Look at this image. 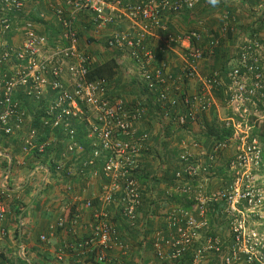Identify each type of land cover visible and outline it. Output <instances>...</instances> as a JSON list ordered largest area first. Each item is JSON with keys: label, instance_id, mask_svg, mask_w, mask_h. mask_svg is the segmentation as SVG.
Segmentation results:
<instances>
[{"label": "built area", "instance_id": "1", "mask_svg": "<svg viewBox=\"0 0 264 264\" xmlns=\"http://www.w3.org/2000/svg\"><path fill=\"white\" fill-rule=\"evenodd\" d=\"M30 1L0 0V37H4L11 27L8 12H17ZM196 3V0H146L140 4L124 5L120 0H60L49 8L60 29L55 46L49 44L42 29L35 30L28 23L22 29L17 45L12 42L8 46L5 41L0 44V69L11 67L8 72L0 73V135L20 137L21 152L26 156L33 155L34 151L36 155H43L48 143H37L39 132L45 129L51 132L61 130L60 135L69 140L66 152L72 155L74 150L76 153L83 150L74 141L75 130L71 127L76 122H85L87 137L92 142V155L87 157L89 159L85 165H91L92 158H102L104 161L101 170L91 176L102 181L97 194L83 203L82 210H69L67 216H60L50 226L51 233L59 230L73 238L72 242L62 246L58 260L65 255H73L82 264L88 263V260L94 264H109L111 252L125 254L128 246L121 239L111 210L117 209L133 227L141 207L140 186L131 173L148 141L147 135L138 134L137 127L145 110L138 106L128 107L120 99L111 97L110 83L105 79H88L93 62L85 49L100 39L103 49L104 45L107 50H126L131 60L145 58L147 63L152 61L154 64L155 55L146 49V40H159V34L167 29L163 19L169 14L177 15L184 7L192 9ZM116 22L127 23V31H111L109 28ZM200 30L175 38L169 35L160 40V51L170 49V43L174 42L181 50L180 74L175 75L164 59L161 60V68L148 70L151 72L147 74L148 91L155 97L154 104L165 127L169 124V127L179 128L186 123L197 122V116L213 105L214 91L224 85L222 78L215 73L200 78L196 72L204 56L209 57L217 47L216 40L209 41L207 53L197 47L206 34L203 29ZM81 37L85 39L84 44ZM254 44L243 48L237 64L226 76L229 81L225 87L227 101L239 118H242L240 109L245 101L256 95L264 97V75L249 63L254 56ZM240 66L245 70L243 74H240ZM251 75L254 82L247 89L245 80ZM184 80H196L200 89L188 94L181 88ZM18 96L39 105L47 103L39 129L33 126V118L21 107ZM240 124L232 121V136L218 144L215 150L234 149L237 166L242 171L241 177H235L236 181L226 192L224 189L207 198L196 188L191 195L196 204L195 214L173 210L167 215L168 236L158 232L153 238V246L160 260L168 264L181 263L184 255L191 250L187 264H202L209 255L220 256V264H264V242L256 233H247L246 227L250 215L264 202L261 190L251 188L246 183L254 167L261 163L260 152L256 140L250 139L248 132L241 131ZM64 169V164L59 163L53 167V172L61 176ZM83 173L78 172L79 175ZM67 176L71 179L75 173L67 170L63 179ZM6 181L7 177L0 187V238L7 235L2 228L8 212L6 204L2 202L8 197ZM187 185L178 186L181 188L178 191L188 194L192 188ZM72 186L69 183L65 188L71 192ZM209 204L212 207L221 205L217 210L218 216L227 220L230 240L225 246L218 236L204 233L208 223L203 215L209 209ZM85 211L90 215L83 225L82 212ZM80 230L86 235L79 237ZM39 240L46 242L47 238L41 235ZM199 240L200 243L197 242Z\"/></svg>", "mask_w": 264, "mask_h": 264}, {"label": "crops", "instance_id": "2", "mask_svg": "<svg viewBox=\"0 0 264 264\" xmlns=\"http://www.w3.org/2000/svg\"><path fill=\"white\" fill-rule=\"evenodd\" d=\"M59 1L60 0H39L40 4H36L35 8L34 6H31L29 8L30 10H25L26 14L29 13L27 11L36 12L37 15L39 14L40 16H46V20L48 19L50 21L49 23H52L51 21L53 20V14L49 8L50 5L52 6L54 2L59 3ZM238 1L239 2L236 4V6L232 7V9L230 10H228L223 3H221L220 6L214 10H210L209 7L207 8V4H202V7H200L199 5V8H202L200 18L204 22L208 21L209 23H207L209 26H211L212 24L214 25L211 28L206 29V23H203L202 27L200 26V29L210 31L212 29L218 28L224 30L227 24L225 22L222 23L223 21H221V19H223L225 15L227 17H234L233 20H235L234 15H236L237 18H239L241 15L239 14V12H242L241 8L244 5L245 0ZM206 8L207 10H210V13L205 14L204 9ZM195 16L197 15L195 14ZM238 22L240 23V21ZM174 23H176V21H173L172 24L174 25ZM13 24L15 26L14 22ZM197 24V22H194L191 26L194 28V26H197ZM53 25L57 26L56 21L53 23ZM183 25L184 24L182 23L180 25V28H184ZM203 25L206 28H204ZM252 26L253 27L250 28L249 25L248 28H250V30H252L253 32L258 30L255 25ZM171 27L172 31L175 32L176 30L173 29L174 26L171 25ZM42 29L43 31H45V28ZM17 32L18 30H14L13 28L8 33L9 42H13L14 44L18 43L19 35ZM20 33L22 34L21 31ZM3 39H5V37H0V43L3 42ZM81 39V43L84 44V37H81ZM152 40V45L154 47L157 45L155 41H157V43L160 41L153 38ZM259 41L262 48V54L260 55V57L259 55H257L256 58L258 60V63H260L262 66V64H264V37L261 36ZM232 43L233 40L227 41L224 42V45L222 46V50L225 53L223 56L224 61L227 59V57L231 53V50L233 49L234 45H232ZM83 44H81L82 48H84ZM88 51H90L88 52V54L97 51V54H102V59L103 57H106L103 54L104 51L100 45H98L95 49H90ZM113 51L114 54H112ZM107 52L108 55H113V57L117 58L119 69H121V63L125 59V57L120 54L121 51L107 50ZM118 54H120V56H117ZM230 64H235V61H230ZM208 67H210V63H208V60L206 58L202 62V65L199 64L198 72L200 76L203 77L208 74L205 73ZM176 70L178 69H173V71ZM116 78H119V73L118 77ZM124 82L125 80L122 79L121 83ZM192 83H195V81ZM110 91H114V87L112 88V90L110 89ZM23 98L24 97H22V99L18 98V100L19 102H21V106L24 107ZM215 102V110L213 109L211 112L205 114L203 117V121H200L197 126L193 125V127L188 128L186 131L177 130L175 133L172 132L174 137L171 139H169L170 137H168L170 136V132H168V129L165 128L164 130V128L159 127L161 131L159 130L158 136H156V138L152 140L150 139V145H147L148 148L147 146H145V149L143 150V152H141L142 154L138 156L139 160H141L140 165L148 164V162L144 160L145 154L151 155L147 151L153 153V150H155L156 153L161 151L166 152L164 154L165 157H168V155H170L171 153H176L178 155L182 152H185L192 157H194L195 155L199 162H202L201 160H203V163L206 162V155L211 152V142L210 140L205 138V133L203 130L205 129V124H207V126H210L212 123L217 121L215 119H218V115H216L215 113L218 112L219 106L220 108L223 107L221 104H219L220 100L217 99ZM142 103H144V105L146 106H148L149 104L145 100H143ZM262 105L263 104H259L258 107H261ZM25 106L28 105L25 104ZM28 109L29 108H27L26 110L24 108V110H26L27 112ZM146 114L148 115V117L146 116ZM27 115L29 116L28 113ZM154 115L158 119H160L159 114L155 109L153 111L150 107H146L144 117L137 125L138 134L147 135V133L144 132L147 129L150 133H156V127H154V124L152 123L153 119H155V117H153ZM196 131L197 133L195 134ZM191 133L192 135L195 134L194 137L196 139H194L192 136L191 138L190 135H188ZM58 139L62 140L61 144L63 145H61V147H63L64 143H66L64 136L59 134ZM193 139L198 142V148L193 146ZM160 142H164L165 144L162 145V149H159L155 146L156 143ZM56 153H59L60 155L61 152L60 150L55 151L54 159L60 158V156ZM49 159L50 158H47L45 155L38 156L34 155V153L33 155L26 156L21 152L20 137L7 138L0 135V187L4 178L7 177V181L5 182V184L8 195V197L6 199H3L2 202L6 204V206H10L13 209L26 206L22 210V213H20V215H18L17 217L15 216V210H9L7 212L4 223L7 230V235L4 238H0V264H82L73 255H65L63 256L62 260H58V256L60 255L62 246L70 241L72 242L73 238L67 233L59 230L51 233L50 226H53L55 224V221L60 216H67L69 210H71V212H73L74 209L82 210L83 203L93 198L97 194L102 181L99 179H92L91 176H87L88 174L83 173L82 175H79L77 165L78 162H74V159L72 158H69V160L65 162L63 160L60 161V163L64 164L65 167L70 168L75 173V176H73L71 179H63L61 176H56V174L53 172V167L49 165ZM161 176L159 180L155 182V187L149 182V187L147 189L151 191L147 194V197H145L146 199L144 202L147 208H145V210L142 211V213H140L139 215V218L141 219V226L138 225L139 222H136V224L132 228L129 226H125V224H123V228H121L116 222L120 229V231L118 230V232L121 236V239L128 246V249L126 250L125 254L111 252L109 264H160V261L162 262V260L156 258L152 246H150L154 238L153 234H156L160 231H163L164 235L166 233L168 234L170 230L167 228L166 217L172 211V209L175 208L174 204H172L171 202H178L180 205V201L174 199L172 200V198L170 199L169 196L168 198H165L166 194H164L163 198V195L161 196V192L155 193L154 189L156 188L160 191H162L163 189L166 191L165 193L169 194V192H167V188L170 189L172 187V185H170L169 187L165 186V184L162 182L164 180L161 178ZM215 179L218 178L214 176L213 180ZM213 180L210 178V176H208L205 179L203 178L202 181H205L203 182V184H206V188H210L208 182H213ZM200 181L201 179H199V182ZM69 183L73 184V191L71 192H68L65 188V185ZM68 207H71V209H68ZM182 207L185 206L183 205ZM82 213V224L85 225L88 222L90 214L86 211ZM111 214L112 216H115L114 218H118L119 216V213L117 211L116 214H113V211L111 210ZM140 228V232H137V230H139ZM149 233H151V236L153 235L152 237H149L150 239L147 237ZM41 235L46 236V242H41L39 240ZM84 235L86 234L83 233V230H80L79 237H83ZM213 260L215 261V257H213ZM87 262L88 263L85 264H94L91 260H88Z\"/></svg>", "mask_w": 264, "mask_h": 264}, {"label": "trees", "instance_id": "3", "mask_svg": "<svg viewBox=\"0 0 264 264\" xmlns=\"http://www.w3.org/2000/svg\"><path fill=\"white\" fill-rule=\"evenodd\" d=\"M36 1V0H35ZM39 1V0H38ZM122 2V4L124 5H132V4H140V0H120ZM142 1V0H141ZM145 1V0H143ZM31 3V1H30ZM198 3V1H197ZM196 3V5H197ZM29 4L25 5L21 10L19 11H15L12 10L10 12H8V17L10 20V30L5 34V39H3V41H5L7 43L8 46H11L12 42L8 41V33L14 28V30H21L24 28V26L28 23L31 24L35 30H40L42 28H45L44 35L46 36L49 44L55 46L56 45V40H58V38L60 37V29L57 26H51L49 27L48 24L45 23L44 19L42 18V16H40L39 14L37 15L36 12H31V11H27L29 12L28 14H26L25 10H30V6L28 7ZM32 5L35 8V3ZM196 5L192 8V9H186L185 7L183 9H181L179 11V13L177 15H172L169 14L167 15L163 20L166 22L167 24V29L165 32H162L161 34H159L161 37H166V36H172V37H178L181 34H192L193 32H196V28L194 26V28L191 26L194 22H197V16H195L194 14V9L196 7ZM19 14V15H18ZM53 19L55 20V17H53ZM176 19H180L183 23V27L184 28H180L179 23L177 24H172L173 21H175ZM235 21V20H233ZM13 22L15 23V26L13 24ZM232 23H229L228 26V30H227V34L221 39L219 37L218 34V28L217 29H212L210 31H208L207 33L210 35L209 37L207 36V34H204L202 37V41L200 43L197 44V47L203 49L202 51H204L205 53H207L208 50V44L210 40H216V39H221L220 43H219V47L215 48L213 50V52L209 55V57H207L208 63H210V67H209V74L208 75H212V74H216L218 76V78H223L227 75V72H230L229 70L232 68V64H230V59H227L224 61V51L222 50V46L224 45V42L229 41L230 39H232L234 37V35L236 34L235 32H233V26H231ZM40 25V26H39ZM44 25V26H43ZM172 26H176L178 27L179 30H181V32L179 31H172ZM20 28V29H19ZM78 28V27H77ZM43 30V29H42ZM205 30V29H204ZM199 32V31H197ZM234 34V35H233ZM80 36V33H79ZM8 41V42H7ZM100 41V39H99ZM97 42H94V44ZM156 46L154 47L153 44V40L151 38H148L145 42L146 45V49L153 51L154 52V60L155 63L153 64V62H148L147 63V59L145 58H141L137 61L132 60L133 64L135 66V68L138 69V77H133L132 78V86L133 88L131 89V91H134V86L135 89L142 95H144V99L145 97H152L153 94L149 93L148 91V83L149 81L147 80L149 76H147L148 70H152L153 67L154 69H159L161 68V63L163 61H161L162 59L166 60V57H170V51L173 48H177V46L175 45L176 43L174 42L173 44L170 43V46H172L170 49L165 50V51H160L159 48L162 47V43H160V41L157 43V41H155ZM193 46L196 44L193 43ZM52 46V47H53ZM158 46V47H157ZM205 46V47H204ZM104 49V55L106 57H103V61H101V63H97V65H92V67L90 68V72L88 75V79L92 80V79H105L106 81H108L109 83H112L115 79V77L117 76L118 70H119V65L117 63V58L113 57V55H108L107 49L106 47L103 45ZM89 55V54H88ZM258 60L256 58V56H253V59L251 62H249L251 65H255L259 71H261V66L254 64L255 62ZM248 64V65H250ZM179 69L182 68V65H176V68ZM4 69H2L0 71V73L3 72ZM240 74H243L245 72L244 69L239 70ZM153 73V72H152ZM253 77V76H252ZM152 78V77H151ZM226 80V79H225ZM185 82V80H184ZM225 84H228V81H225ZM223 85L222 87L218 88L216 91H214V93L216 94V98H219L222 103L224 102V100L222 99L225 95V87H227V85ZM132 96V94H131ZM113 97V95L111 96ZM18 98H20V96H18ZM117 99H120L121 101H123L124 103L128 104L127 101L125 102L124 98L122 97H118ZM134 101L138 102L140 104V102H142L143 100H136L134 99ZM34 103L38 104L37 102L33 101ZM33 102H31V104L29 105H33ZM225 103V102H224ZM26 101L23 100V105L25 106ZM28 105V104H27ZM40 109L39 111H37L35 113V115L32 116L33 118V123H34V127H37L38 129L40 128L42 119L44 118V114L43 109L44 107H46L47 103H40ZM142 106V104H140ZM23 109L24 107L21 106ZM33 106L28 107L30 110ZM36 110V108H35ZM198 119L197 122H189L186 123L184 126L177 128L178 130H182V131H186L188 128L193 127V125L197 126V124L200 121H203L202 115L197 116ZM254 119V118H253ZM216 120V119H215ZM238 120V118L236 119V121ZM170 125L168 124V126L166 127V129H168V132H172L171 128L169 127ZM252 126V130L255 134V136L259 139V143L261 144V154H260V161L262 163V167H263V172H264V125H262L261 127H257V125L253 124ZM71 128H73L75 131L74 134V141L77 143V146L82 148V152L80 153H76V151L74 150L72 155H69V153L66 152L67 149V145H68V138H65L66 143L64 144V146L62 147V150L64 151V158H72L74 159V162H78V172L80 171H84V174H88L87 176H92V173H98L101 168L103 167V163L104 161L102 160V158H96V159H91L92 160V164L91 165H85V162H87L86 160L89 159L92 155V147H91V140L88 139V133H87V126L84 123H78L76 122L74 127L72 126ZM259 128V129H258ZM258 129V130H257ZM205 133V138L210 140V144H211V152L208 153L206 155L207 157V161L204 163H201L199 161H196L194 159H192L191 155H186L184 157H182V159L180 158V154H173L171 153L170 155H168V157H165V155L162 153L157 155V159L159 160L156 166V169L154 171H159L157 172L156 175H150L149 176V171L146 170V168H144L143 165H140L141 160H139V157L137 158V162H136V168H134V171H132L131 175L132 177H135L136 181H138V185L140 186V197H141V207L138 209V215L139 213H142V211L145 210V208H147L145 206V196L143 191H147V188L149 187V178H151V182H157L159 180V174H162L161 178L164 180L162 181L166 186L172 185L173 187L175 186V182H177V185H180L182 182H188V180L191 179V181H195L196 178L199 176V174L201 175L199 178H206V176L209 175L208 172H212L213 176L217 177L218 179L221 177L223 178L225 181L227 180V175H225L228 166H215V164L219 161V159L221 158L223 150H215L216 146L220 143H223L225 140L229 139L232 136L233 133V128L231 126H226V125H221L219 124L217 121H215L214 123H212L210 126H207V124H205V129L203 130ZM54 132V131H53ZM43 133L45 134L44 136H41L37 143H41L42 141H44L47 136H48V131L45 129V131H43ZM55 133V132H54ZM57 133H61V130H57ZM190 135V134H188ZM193 137V135H190V137ZM195 143H198L197 141H193ZM199 145V144H198ZM165 148V147H164ZM144 150V149H143ZM143 150L141 152H143ZM49 149H45V156L47 158L48 154H49ZM146 151V150H145ZM35 154V151L32 152V154ZM151 153V152H149ZM62 154V153H61ZM142 154V153H140ZM155 154V153H154ZM157 154V153H156ZM39 156V155H38ZM69 156V157H68ZM89 157V158H87ZM174 159L177 160V166L176 167H168L169 161ZM143 161V158H142ZM228 165V164H227ZM170 166V164H169ZM65 167V166H64ZM142 167V168H141ZM215 167V168H214ZM198 168V170L196 171L195 169ZM67 170H71L68 167H65L63 174L61 175V177L63 178L64 175L66 174ZM164 170V171H162ZM195 170V173L193 174V171ZM177 175H179L180 177L178 178ZM223 175V177H222ZM157 176V178H155ZM69 179V176H67ZM226 177V178H225ZM66 178V177H65ZM188 184V183H187ZM187 187L192 188V190L186 194V193H181L180 191L177 194H172L170 195L172 197V199L177 200V201H183L185 200V202L183 201V205L185 207H183L184 210H188V208H190L189 211L192 210V193L197 187L196 185L192 184H188ZM146 188V190H144ZM221 205H216L214 207L210 208V212L213 214L212 216L210 214H208V216L211 218L214 215L218 216L217 210ZM26 206H22V207H17L16 209H13L10 206H7V211H14L15 210V216L17 217L18 215H20V213H22V210L25 208ZM182 209V210H183ZM118 218H114L115 222L116 221H122L124 220L122 218V216L120 215V213L118 214ZM122 219V220H121ZM139 222V221H138ZM117 224V223H116ZM126 226V225H125ZM2 228L7 232L5 224L2 226ZM123 228V227H122ZM117 229L120 231L119 227L117 226ZM213 233V232H212ZM167 234V233H166ZM165 234V236H166ZM168 235V234H167ZM214 235V234H213ZM6 237V236H5ZM154 241L151 242L152 249L154 251V254L156 256V258H158V252L154 249ZM191 250L186 253L184 255V257L181 260V263H188V261H190L191 258ZM159 259V258H158ZM160 260V259H159ZM181 263H173V264H181ZM160 264H168V262L165 261H160Z\"/></svg>", "mask_w": 264, "mask_h": 264}, {"label": "rangeland", "instance_id": "4", "mask_svg": "<svg viewBox=\"0 0 264 264\" xmlns=\"http://www.w3.org/2000/svg\"><path fill=\"white\" fill-rule=\"evenodd\" d=\"M31 1L32 2L31 3L29 2L30 4L28 5V7L29 6L30 7L33 6L32 3L33 4L35 3V6H36V4L37 5L40 4V2L38 0H36V1L35 0H31ZM196 1H198V3H197V5H196V7H195L193 12L197 15V19L198 20H196V21H197L198 24L196 26L197 27L196 30H198V31H201L200 30V26L202 27L203 23H206L205 26L207 28L203 25L204 28H206V29H209L212 26H214L213 24L211 26H209L208 25V23H209L208 21L204 22L200 18L201 17L200 13H201V9L202 8H199V5H200V7H202V4H204V5L207 4L208 5L207 8L209 7L210 10H214V9H217L220 6L221 3H223L226 6V8L228 10H230V9H232V7H235L236 4L239 2L238 0H220V4L218 6H216V7H213V6H211L208 3V0H196ZM140 2H141V0H140ZM244 2L245 3H244V5L241 8L242 12H239V14H241L242 16L240 15V17L237 18V16L234 15L235 16V21H233V19H230L231 17L228 18V20L227 19H221V21H223V23L225 22L228 26H229V23H232L231 26H233V32L236 31L235 32L236 34L235 35L233 34L234 37L229 40V41L233 40L232 45H234L230 54H233L234 58H237L238 54L240 55V53L243 51V48L245 46H247V45H249L251 43L252 44L255 43L254 44L255 47L252 48V53H253L254 56L257 57V55H259V57H260V55L262 54V48L260 46L259 39H260L261 36L264 37V0H245ZM260 7H261V10H259ZM207 8L204 9L205 14L210 13V10H207ZM205 17H207V16H205ZM43 19L46 20V16ZM175 21H176V23H174V24L182 22L180 19H176ZM238 21H240V23ZM49 22L50 21L48 19L45 21V23L48 24L49 27L50 26H54L53 25V23L55 22L54 19L51 21L52 23H49ZM179 24H181V23H179ZM249 25H250V28L253 27L252 25H255L256 28H258V30L253 32L252 30H250V28H248ZM127 28H128V24L127 23H125V22H120V23L116 22L113 25V27H111L109 29L111 31L126 32ZM173 29L176 30V31L181 32V30H179L176 26H174ZM20 31L23 32L22 29L18 30L17 33L19 35V40L21 38ZM204 31L208 32V30H204ZM207 36L209 37L210 35H208V33H207ZM159 38H160L159 40H162L161 36H159ZM19 40H18V43L20 42ZM98 45H102V42L101 41H97V43L87 46L88 48L85 49L86 51L84 49H83V51L88 53V52H90L88 50L95 49ZM51 46H53V45H51ZM112 54H114V51L112 52ZM120 54L125 57V59H124L125 61L123 60V62L121 63L122 68L118 70L119 78H116V77H118V73H117V76L115 77L116 79H114V81L112 83H110V89L112 90V88L114 87V91L111 92L113 97H115V98L122 97V98H124L125 102L127 101L128 107H133L136 104H138V102L134 101V99H136V100H144V97H143L144 95L140 94L135 89V86H134V91L133 90L131 91V89L133 88L131 80H132L133 77H138V75H137L138 69L135 68V66L133 64V61L131 60V58L129 56L128 51H126V50L121 51ZM120 54H118L117 56H120ZM101 55L102 54H97V51L91 52L89 54V56L92 58V62H93L94 65H97V63H101V61H103ZM170 55H171L170 56V61H172L176 65H181L182 64V62H181L182 61V52H181V50L178 47L177 48H173L170 51ZM200 64L202 65V63H200ZM257 65L261 66L260 63H257ZM9 68H11V67H9V66L6 67L5 66V67L1 68L0 71L2 69H4L3 73H6L4 71L8 72ZM261 68H263V71L261 70V74L264 75V64H262ZM198 70H199V65H197V71L196 72H197L198 76L200 78H202L200 76ZM209 72L210 71H209V67H208V69H207V71H205V73H209ZM122 79L125 80L124 83H121ZM194 81H195V83H192ZM191 86H193V87H191ZM189 87L191 89V92L194 93V88L197 89V87H198V83L196 82V80L190 81ZM131 94H132V96H131ZM25 101L28 104V107L33 106L30 110H28V112L26 111L27 110L26 107H24L26 109L25 111L32 118V116L35 115V113L37 111H39L40 105L36 104L34 102H33V105H29V104H31L32 101L31 100H29V101L25 100ZM142 102H140V104H142V107L145 110H146V107H150L154 111L153 108L155 106L153 105L152 101H151V105H148V106L144 105V103H142ZM219 104L223 105V107L221 106L222 108H220V106H219L218 112L215 113L216 115H218V119L216 118V120H217V122L219 124L228 126L229 124H232L229 120L237 119V118H238V120L240 119L239 117H236V116L233 115L234 112H233L232 107L230 106L229 102H225V103L222 104V101L220 100ZM35 108H36V110H35ZM212 110L213 109H211L209 112H211ZM214 110H215V108H214ZM261 111H262V107H258V104L256 102H253L252 100L245 101L243 103L241 109H240V114H242V119H240V120H241V122L244 121V122H242L240 124V125H242L241 126L242 127L241 131L248 132L249 138L256 140L257 149L260 152V154H261V151H262V149H261L262 147H261V144L259 143V139L255 136V134H254V132L252 130L253 128H252L251 125L255 124V125H257V127H261V122L262 121H260L261 119H258L256 117V116L260 115ZM146 116L148 117L147 114H146ZM153 117H155V119H153L152 123L154 124L153 126L156 127V133H150L148 131V129L146 131H144L149 136L147 144H145V146H147V145L149 146L150 145V141L152 139L156 138V136H158V132L160 130L159 127H162L165 130V127L162 126L164 123L161 122V120L158 119L155 115ZM235 124H237V122H235ZM248 126L250 127L249 131H247V127ZM47 131H48V136H47V138L44 141H42V143L43 144H47L48 143V146L46 147V149L48 148L50 150L49 154H48V157L50 158L49 159V165L52 166V167H55V166H57L60 163V161L63 160L65 162V161H67L69 159L68 158H66V159L62 158V154H64V151L62 150L61 145H63V144H61L62 140L58 139L59 133H57V130L54 131L55 133L51 132L50 130H47ZM197 131H198V127H197ZM197 131L195 132V134L197 133ZM195 134L193 135L194 139H196L194 137ZM44 135L45 134L42 131H40L39 134H38V139L41 136H44ZM190 135H192V133ZM199 140H200V138H199ZM59 142H60V144H59ZM192 144H193V146L195 145L194 142H192ZM162 145H165L164 142L156 143L155 146L158 147L159 149H162ZM148 146H147V148H148ZM196 148H198V146ZM57 150H60V152L62 154L60 153V155H59V153H56L57 155L60 156V158H55L54 159L55 151H57ZM147 152L149 153L150 151H147ZM162 153L165 154L166 152H164V151L162 152L161 151V152H158L156 154V151L153 150V153H150L152 156L149 155V154H145V157L143 156L144 160H146L148 162V164H143V165H144V168H146V170L149 171V173H150L149 176L151 174L152 175H156L157 174L158 170L154 171L156 169L157 163L159 161L157 159V155H159V154L162 155ZM185 154H186L185 152H182L180 154V157L185 156ZM165 158L166 157H164V159ZM192 159L198 161L197 158L195 157V155H194V157H192ZM201 161H202L201 163H203V160H201ZM169 164H170V166H169ZM169 164H168V167H171V168L176 167L177 166V160L176 159H174V161L171 160V161H169ZM222 165L223 166H228V169H227V171L225 173V175L228 176L226 181L223 178H221V177L219 179L213 180V177H214L213 173L212 172L211 173L208 172L209 173L208 176H210V178L213 180V182H208L210 188H206V184H203V182H205V181H202L204 177L203 178H199L201 176L200 174L196 178L195 181H191V179H190V180H188L187 183L188 184H192L193 183L194 185L199 187V189L201 190V192L204 194V196L206 198H207L208 195L219 193V192L223 191L224 189H225L224 191L226 192L228 190L229 186H231L236 181L235 177L236 178H238V177L240 178L241 175H242L241 169L237 166V161H236V158H235V151H234V149L232 147H228L226 150H224L221 158L215 164V166H222ZM162 171H164V170H162ZM161 175L162 174H160L158 177L160 178ZM208 176H206V177H208ZM222 177H223V175H222ZM248 177H249V179L246 181L248 186H250L251 188L260 189L262 194H263V197H264V172H263L262 163H260V165H258L257 167H254L253 171L248 175ZM155 178H157V176ZM199 179H201L200 182H199ZM149 182H151V178H149ZM187 183L186 182H182L178 186H182V185H185ZM151 184H153L154 187L156 186L155 182H153ZM163 186H164V184H163ZM175 186L176 187L172 186L170 189L167 188L168 189L167 192H169V194L165 193L166 191L163 190V189H162V191H160V190H158L156 188L154 190H155V193L156 192L157 193L161 192L162 193L161 196L163 195V198H164V194H166L165 198H168V196H169V198L171 199L172 197L170 195L177 194L179 192L178 188L181 189L180 187L177 186V182H175ZM144 190H146V188ZM150 191L151 190H149V189H147V191H143L144 196L147 197V194L150 193ZM183 201L185 202V200H183ZM183 201H180V205H179L178 202L177 203L176 202H171L172 204H174V207H175V208L172 209V211L173 210H175V211L182 210L183 209V207H182L183 206ZM192 205L193 206H192V210L190 211V213L195 214L194 208L196 207L195 206L196 204L192 203ZM208 207H209V209H206V212H204V215H203L204 218H205L206 224L208 223V227L206 228L204 233L214 234V235L218 236L220 238V240L222 241L223 246H225V245H227V243L230 240V237H229L230 233H229V228H228V225H227L228 224L227 220L225 218H222V216H217V215H214L213 217L210 218L208 216V214H210L211 216L213 215L210 212V208L212 207L211 204H209ZM116 210L117 209H115V208L112 209L113 214H116ZM189 210H190V208H188V210H185V211L188 212ZM139 215H140V213H139ZM139 215H138V218H137V222L139 220L138 225L141 226V219L139 218ZM196 215H198V211L196 212ZM116 222L119 224V226L121 228L123 227V224H125L126 226L131 227L125 220H122L120 222L116 221ZM116 222H115V225L118 226V224H116ZM246 227H247V233H250V232L256 233L259 236V239H261L264 242V202H263V205L261 207L256 208V210H255V212H254V214L252 216L250 215V217H249V219H248V221L246 223ZM140 230H141V228L139 230H137V232H140ZM160 232L164 233L163 231H160ZM204 233H202V234H204ZM152 236H151V233H149L147 235L148 238L152 237ZM166 236H168V235H166ZM197 242L200 243L201 240H199ZM196 244L197 243H195V246H197ZM263 244H262V246H264ZM262 250H264V248ZM213 257H215V261L213 260ZM210 261H211V264H220L221 257L220 256L209 255V256H207L204 259V262L202 264H210Z\"/></svg>", "mask_w": 264, "mask_h": 264}, {"label": "clouds", "instance_id": "5", "mask_svg": "<svg viewBox=\"0 0 264 264\" xmlns=\"http://www.w3.org/2000/svg\"><path fill=\"white\" fill-rule=\"evenodd\" d=\"M146 1V0H145ZM141 2H144V1H141ZM208 3L211 5V6H213V7H216V6H218L219 4H220V0H208ZM136 4H138V3H136ZM228 18H230V17H227L226 15H225V17H223V19H227L228 20ZM234 17H231L230 19H233ZM229 19V20H230ZM223 23V22H222ZM225 31H223L222 32V29H218V34H219V37L222 39L226 34H227V30H228V25L225 27V29H224ZM221 39H216V41H217V47L216 48H218L219 47V43H220V40ZM231 56V57H230ZM239 54H238V56H237V58H234V56H233V54H230L229 56H228V59H230L231 61H235V64H232V68L237 64V60H238V58H239ZM167 59L165 60L166 62H167V64H168V67H169V69L170 70H172V72L175 74V75H178V74H180V70H179V66H178V68H176V64L175 63H173L172 61H170V57H166ZM207 57H205L204 56V59L200 62V63H202L205 59H206ZM199 63V64H200ZM198 64V65H199ZM182 65V64H181ZM232 68L229 70V71H231L232 70ZM173 69H178V70H176V71H173ZM241 69H243L241 66H240V68H239V70H241ZM262 71H263V68L261 69ZM230 72H227V74H229ZM260 73H261V71H260ZM209 74V73H208ZM207 74V75H208ZM206 75V76H207ZM206 76H203V77H206ZM227 76V75H226ZM226 79V80H225ZM222 80H223V84H225V81L227 82L228 81V79L227 78H225V77H223L222 78ZM190 81H192V80H185V82H183V85H181V88H182V90H184L185 92H187L188 94H194V93H196L199 89H200V86H199V83H198V87H197V89H195L194 88V93L193 92H191V89H190V87H189V85H190ZM254 82V79H253V77H252V75L251 76H248L247 78H246V80H245V85H246V88L247 89H250V86H251V84ZM228 84H229V81H228ZM228 84H225V85H227L228 86ZM216 96V94L214 93L213 94V99H214V103H213V105L210 107V109L207 111V112H205L204 114H202V118L204 117V115L205 114H207L211 109H214L215 108V105H216V100L218 99L219 100V98H216L215 97ZM154 95H152V97H145V101L146 102H148L149 104L148 105H151V101H152V103H153V105L155 106V104H154ZM226 98V99H225ZM222 99H224V102H228L227 101V95H226V93H225V95H224V97L222 98ZM248 100H252L253 102H256L258 105L259 104H263L261 107H262V111H261V113H260V115H258V116H256L258 119H261L260 121H262L261 122V126L262 125H264V119H263V113H264V97L263 98H260L258 95H256L255 97H253V98H249ZM223 102V103H224ZM222 103V104H223ZM136 106H138V107H141L142 109H144L139 103L138 104H136L135 106H133V107H136ZM223 106V105H222ZM153 109H155L156 110V107H154ZM145 110V109H144ZM146 111V110H145ZM157 111V110H156ZM158 113V112H157ZM159 114V113H158ZM234 116H236V117H238L236 114H233ZM159 118H160V115H159ZM200 119V118H199ZM240 119H242V118H240ZM238 120V121H236V119H231V120H229L231 123H232V121H233V123L235 124V122H237V123H242V122H244V121H242L241 122V120ZM160 120H161V118H160ZM235 121V122H234ZM163 127H165L164 125H162ZM228 126H231L232 127V124H229ZM227 126V127H228ZM249 127V126H248ZM166 128V127H165ZM171 128V130L175 133L178 129L177 128H173L172 126L170 127ZM250 128V127H249ZM233 134V133H232ZM168 137H170L169 139H171V138H173L174 136H173V134H172V132L170 133V136H168ZM195 143V142H194ZM198 146V144L197 143H195V145H194V147H197ZM186 155H188L187 153L185 154V156ZM184 157V156H183ZM181 159H182V157H180ZM178 186V185H177Z\"/></svg>", "mask_w": 264, "mask_h": 264}]
</instances>
